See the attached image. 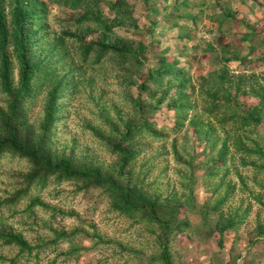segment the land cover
I'll use <instances>...</instances> for the list:
<instances>
[{
  "label": "rangeland",
  "instance_id": "374dc122",
  "mask_svg": "<svg viewBox=\"0 0 264 264\" xmlns=\"http://www.w3.org/2000/svg\"><path fill=\"white\" fill-rule=\"evenodd\" d=\"M16 1L0 0L13 87ZM20 2L35 64L29 133L53 99L52 151L157 200L174 264H264V0ZM90 42L116 49L100 56ZM1 61L0 34V72ZM10 98L0 76V108ZM128 124L141 129L120 175L112 146ZM31 169L0 152V234L29 245L0 239V264H164L160 223L115 206L106 187L29 181Z\"/></svg>",
  "mask_w": 264,
  "mask_h": 264
},
{
  "label": "trees",
  "instance_id": "16d2710c",
  "mask_svg": "<svg viewBox=\"0 0 264 264\" xmlns=\"http://www.w3.org/2000/svg\"><path fill=\"white\" fill-rule=\"evenodd\" d=\"M28 8L24 2L17 0L13 8V45L14 55L19 63V83L16 87L11 85L10 80V56L5 48L7 39V28L4 22L3 11L0 10V34L2 35V61L1 80L6 89L10 91V101L6 109L0 108V152L10 151L29 159L32 166L31 172L27 175L29 181L47 179L56 175L59 178L68 180H83L88 183L106 187L114 196V203L117 207L128 210H137L153 222L163 226L164 235L161 242V258L164 264H174L169 249L168 233L172 229V223L168 219L159 216V203L144 194L136 186L124 184L117 178L104 173L100 167L91 163H78L72 157L57 156L51 149L50 131L54 123V100L51 99L47 105L45 120L37 134L29 133V126L26 125L22 103L28 98L33 90L32 78L35 73V64L32 62L26 37V18ZM95 46L100 47V56L112 53L116 47L90 42L86 44L89 51ZM152 79L149 74L141 84L144 88L146 82ZM31 128V127H30ZM140 126L128 124L120 141L113 144V150L120 156L119 174H125V168L134 159V152L125 147L134 131H139ZM36 135V136H35ZM0 239L6 244L21 246L23 250L29 248L26 240L14 233H2Z\"/></svg>",
  "mask_w": 264,
  "mask_h": 264
}]
</instances>
